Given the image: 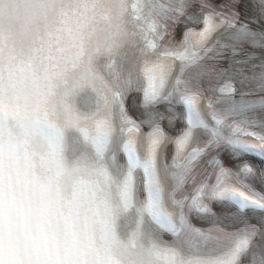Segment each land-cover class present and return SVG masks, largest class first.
<instances>
[{
  "label": "snow or ice",
  "instance_id": "snow-or-ice-1",
  "mask_svg": "<svg viewBox=\"0 0 264 264\" xmlns=\"http://www.w3.org/2000/svg\"><path fill=\"white\" fill-rule=\"evenodd\" d=\"M240 3L0 0V264H264L257 170L224 161L264 160V0Z\"/></svg>",
  "mask_w": 264,
  "mask_h": 264
}]
</instances>
